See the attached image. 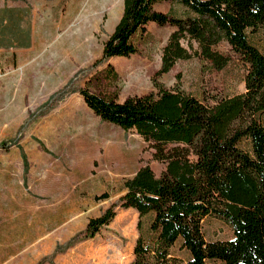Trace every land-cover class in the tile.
<instances>
[{
    "label": "rangeland",
    "instance_id": "obj_1",
    "mask_svg": "<svg viewBox=\"0 0 264 264\" xmlns=\"http://www.w3.org/2000/svg\"><path fill=\"white\" fill-rule=\"evenodd\" d=\"M155 8L183 14L175 2ZM122 10L123 0H0V264H128L133 257L132 208L117 207L93 238H75L118 201L123 180L139 167L156 175L164 168L135 129L101 119L77 90L118 100L157 91L152 77L170 24L148 22L132 37L137 52L97 62ZM251 40L264 51V29ZM215 48L229 57L224 67L191 56L157 81L209 101L243 91L245 64L226 41ZM203 234L232 237L214 218L204 220Z\"/></svg>",
    "mask_w": 264,
    "mask_h": 264
},
{
    "label": "trees",
    "instance_id": "obj_2",
    "mask_svg": "<svg viewBox=\"0 0 264 264\" xmlns=\"http://www.w3.org/2000/svg\"><path fill=\"white\" fill-rule=\"evenodd\" d=\"M163 1L175 2L183 14L157 10ZM150 21L174 26L152 77L157 91L118 100L77 90L101 119L135 129L164 168L156 175L148 164L139 167L123 180L118 201L75 238H93L117 207L132 208L138 234L128 264H264V51L251 40L264 29V0H123L97 62L137 52L132 37ZM222 40L245 64L243 91L209 101L157 81L177 59L191 56L224 67L229 57L215 48ZM206 218L226 223L232 237L206 240Z\"/></svg>",
    "mask_w": 264,
    "mask_h": 264
}]
</instances>
